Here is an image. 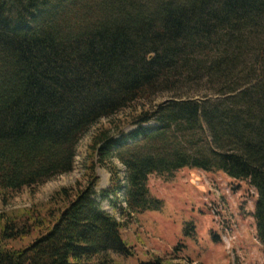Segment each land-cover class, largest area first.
Here are the masks:
<instances>
[{
    "label": "trees",
    "instance_id": "1",
    "mask_svg": "<svg viewBox=\"0 0 264 264\" xmlns=\"http://www.w3.org/2000/svg\"><path fill=\"white\" fill-rule=\"evenodd\" d=\"M263 27L264 0H0L2 199L73 171L96 126L85 183L2 212L0 264H114V253L133 255L127 220L164 205L150 177L184 168L250 182L264 253V60L257 101L245 92L240 108L227 110L186 97L190 84L231 81L244 39ZM165 92L169 100L139 105ZM98 167L110 172L106 188ZM107 199L119 216L103 207Z\"/></svg>",
    "mask_w": 264,
    "mask_h": 264
},
{
    "label": "rangeland",
    "instance_id": "2",
    "mask_svg": "<svg viewBox=\"0 0 264 264\" xmlns=\"http://www.w3.org/2000/svg\"><path fill=\"white\" fill-rule=\"evenodd\" d=\"M243 44L231 81L215 84L204 80L190 84L186 87V97L209 100V107L227 110L239 109L241 94L245 92L256 101L261 99L259 72L264 60V27L254 36L246 37ZM171 97V93H159L139 105L153 108ZM128 112L130 109L124 116ZM95 128L80 141L73 171L41 185L25 187L6 200L0 196V215L12 209L44 204L56 190L85 183L87 149ZM116 162L124 174L123 166ZM97 173L99 189L106 188L111 178L109 170L98 167ZM149 186L153 195L163 200V208L127 220L123 237L133 247L134 254L114 253V264H139L156 256L164 257L170 264H264L254 216L258 193L249 181L233 179L222 171L184 168L171 178L152 175ZM101 201L108 211L120 215L110 200Z\"/></svg>",
    "mask_w": 264,
    "mask_h": 264
}]
</instances>
